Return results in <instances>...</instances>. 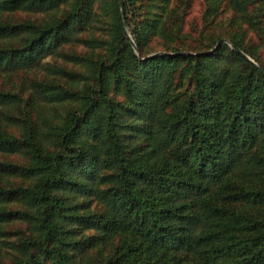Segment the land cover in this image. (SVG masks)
<instances>
[{
	"label": "trees",
	"instance_id": "obj_1",
	"mask_svg": "<svg viewBox=\"0 0 264 264\" xmlns=\"http://www.w3.org/2000/svg\"><path fill=\"white\" fill-rule=\"evenodd\" d=\"M124 3L0 0V264H264V0Z\"/></svg>",
	"mask_w": 264,
	"mask_h": 264
},
{
	"label": "rangeland",
	"instance_id": "obj_2",
	"mask_svg": "<svg viewBox=\"0 0 264 264\" xmlns=\"http://www.w3.org/2000/svg\"><path fill=\"white\" fill-rule=\"evenodd\" d=\"M204 7H205V0H195L194 6H193V15L192 16H194V17L198 16V18H199L200 15H201L202 10L204 9ZM263 12H264V9H263ZM229 15H230V13L227 12L226 16H229ZM125 19H126V17H125ZM126 31H127V34L129 33L131 35V31H130L128 25H127ZM98 33L100 34L101 32H98ZM224 42L227 43L231 48H234L232 42H230L229 40L224 39ZM77 46H78V50H87L84 47L85 45H83L81 43H80V45H77ZM155 48H156V50L152 51L151 53H149L147 55V57L150 56V55L155 56V55H159V54L165 53V51H162L158 45L155 46ZM135 51H136V49H135ZM260 53H261L262 59L264 60V48L263 47L261 48ZM137 54H140V53L137 52ZM153 56H151V57H153ZM250 58L259 67L264 69V67L261 66V64L259 62H257L252 57H250ZM57 59L58 60H56V61L59 62L60 64L61 63H65V61H64V59L62 57H58ZM47 60H51V58H48ZM36 78L43 79L44 78L43 71H41L39 69L32 70V71H25L24 73L15 74L12 78H10L8 76H5L3 74H0V88L1 89H11V90H14V91H21V92L25 91V93L28 94V93H30V90L32 89L30 83ZM8 159L12 160V161H20L21 160V159H18L16 157H14V156L13 157H8ZM21 228H22V224L21 223H13L12 225H8L5 228V230H7V231H18V230H21ZM16 239L17 238L15 236V233H9L8 236L5 235L3 237H0V259L1 260L8 262V261H12L14 259V257H15L14 250H13L12 247L8 248V246L6 245V242L7 241H16Z\"/></svg>",
	"mask_w": 264,
	"mask_h": 264
},
{
	"label": "water",
	"instance_id": "obj_3",
	"mask_svg": "<svg viewBox=\"0 0 264 264\" xmlns=\"http://www.w3.org/2000/svg\"><path fill=\"white\" fill-rule=\"evenodd\" d=\"M120 4H121V12H122V15H123V21H124V25L127 29V22H126V19H125V3H124V0H120ZM128 36L130 38V42L131 44L133 45V47L136 49V51L139 53L138 49H137V46L134 42V40L132 39L131 35L128 33ZM234 47V46H233ZM235 48V47H234ZM237 51L241 52L243 55H245L249 60H251L256 66H258L247 54H245L242 50H240L239 48H235ZM153 55H150L148 56L147 58L151 57ZM259 67V66H258ZM262 71H264L263 68L259 67Z\"/></svg>",
	"mask_w": 264,
	"mask_h": 264
}]
</instances>
